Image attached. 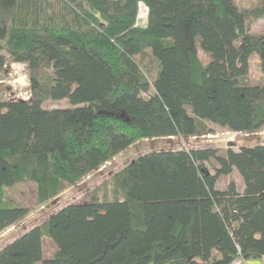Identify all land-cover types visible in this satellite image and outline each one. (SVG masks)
<instances>
[{"label": "trees", "instance_id": "1", "mask_svg": "<svg viewBox=\"0 0 264 264\" xmlns=\"http://www.w3.org/2000/svg\"><path fill=\"white\" fill-rule=\"evenodd\" d=\"M260 18L264 0H0V234L141 139L207 135L208 122L262 130L264 83L248 80L252 54L264 73ZM13 62L26 64L27 99L7 96ZM234 169L244 190L217 187ZM113 183L16 236L0 264L264 258V141L151 150Z\"/></svg>", "mask_w": 264, "mask_h": 264}, {"label": "rangeland", "instance_id": "2", "mask_svg": "<svg viewBox=\"0 0 264 264\" xmlns=\"http://www.w3.org/2000/svg\"><path fill=\"white\" fill-rule=\"evenodd\" d=\"M237 2L248 9L254 8L261 4V0H237ZM139 18L140 23L146 19L148 8L140 3ZM252 30L256 33H264V18L255 20ZM201 59L207 63L211 59V54L201 47L197 49ZM250 71L248 80L252 82L264 83V73L261 70L259 57L252 54L250 57ZM4 83L7 87V96L12 98L30 97V84L26 64L13 62L6 66V76ZM50 107L69 106L67 99L47 104ZM213 131L207 135L191 136L188 138H146L137 141L122 151L112 160L104 164L100 169L85 176L75 184L70 185L63 190L58 196L50 201L35 207L25 218L10 226L0 234V249L16 236L29 230L38 223L44 222L53 212L70 202L91 201L93 198H102L106 193L112 195L114 192L113 178L117 171L122 169L133 158L155 149H166L172 147L191 148L194 146L210 145L217 147L221 152L226 148L232 147L238 150L242 144H254L258 141H264V128L255 133L233 132L214 123L208 122ZM207 166L213 171V165L207 163ZM234 181L237 189L242 192L245 188L244 180L237 169L230 174L222 175L219 178L217 187L226 188L228 184ZM56 246L50 238L44 240V255L50 256L55 251Z\"/></svg>", "mask_w": 264, "mask_h": 264}, {"label": "crops", "instance_id": "3", "mask_svg": "<svg viewBox=\"0 0 264 264\" xmlns=\"http://www.w3.org/2000/svg\"><path fill=\"white\" fill-rule=\"evenodd\" d=\"M264 258L260 259H244V258H237L234 262L230 264H263Z\"/></svg>", "mask_w": 264, "mask_h": 264}, {"label": "built area", "instance_id": "4", "mask_svg": "<svg viewBox=\"0 0 264 264\" xmlns=\"http://www.w3.org/2000/svg\"><path fill=\"white\" fill-rule=\"evenodd\" d=\"M144 6L146 7V5L144 4ZM264 264V263H263Z\"/></svg>", "mask_w": 264, "mask_h": 264}]
</instances>
